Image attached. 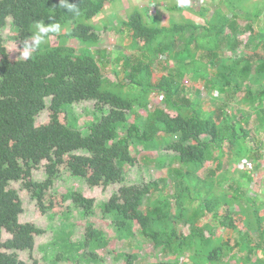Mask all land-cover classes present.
Wrapping results in <instances>:
<instances>
[{
  "label": "trees",
  "instance_id": "obj_1",
  "mask_svg": "<svg viewBox=\"0 0 264 264\" xmlns=\"http://www.w3.org/2000/svg\"><path fill=\"white\" fill-rule=\"evenodd\" d=\"M244 1L210 0L208 10L195 12L203 26L187 19L161 27L154 18L147 21L145 11L133 7L120 27L127 32L129 54L119 51L112 59L108 51L97 49L100 34L91 22L111 0H68L79 4V15L58 7L59 0H0V29L14 27L12 44L18 47L35 31L38 21L47 24L53 20L62 28L68 24L64 32L50 34L30 59L17 54L10 57L0 36V264H25L16 252L31 251L35 237L44 233L32 223L19 222L23 205L18 191L10 188L12 182L21 183L40 215L69 216L73 207L83 217L100 211L117 235L127 238L133 236L135 225L142 239L172 259L153 264H182L177 255L184 256L183 264H224L225 258H236L239 253L248 256L244 264H264V215L259 214L263 202L257 207L239 181L226 185L227 189L221 177L226 151L236 160L249 162L247 166L263 167L264 172V22L258 33L251 24L241 29L237 22L240 17L250 18L251 10H255V18H264V0L254 1L251 8ZM240 33L255 36L257 43L251 52L232 59L225 52H235L242 45ZM54 35L58 42L51 45ZM71 39L83 48L68 46ZM197 51H201L198 56ZM158 54L167 55L171 65L165 74L152 67L151 58L157 59ZM109 65V73L116 78L113 82L106 78ZM122 72L124 78L119 76ZM174 75L178 79L198 77L207 91L217 90L223 100L239 96L236 99L247 110L241 113L244 118L235 119L226 104L199 112V98L183 94ZM251 82L258 85L256 93L251 92ZM158 94L163 108L150 109L149 97ZM87 101L94 103L95 118L85 123L87 132L83 134L84 128H78L67 109L72 111L71 106ZM44 111L47 119L36 124ZM251 118L256 129L253 135ZM139 146L175 154L160 158L163 165L169 161L168 170L185 182L175 186L173 212L168 190L167 194L162 190L163 179L122 185L104 203L79 191L50 192L64 172L82 178L89 187L104 189L124 183L127 169L137 163ZM174 161L177 169L171 165ZM42 162L45 179L35 181L32 172ZM201 170L204 176L200 179L195 174ZM250 170L242 171L252 181ZM208 216L212 222L200 225ZM178 220L190 226L187 235L177 232ZM213 223L234 238H215ZM3 231L10 236L5 241ZM252 234H257L258 242L252 243ZM60 238L65 248L75 251V258L77 251L88 249V254L79 256L94 263V250L106 244L103 233L92 226L77 245L67 241L65 234ZM135 259L134 254L125 256V264Z\"/></svg>",
  "mask_w": 264,
  "mask_h": 264
},
{
  "label": "rangeland",
  "instance_id": "obj_2",
  "mask_svg": "<svg viewBox=\"0 0 264 264\" xmlns=\"http://www.w3.org/2000/svg\"><path fill=\"white\" fill-rule=\"evenodd\" d=\"M256 0H245L244 6H252L253 2ZM258 1V0H257ZM225 3V1H223ZM228 3V1H227ZM210 0H189L187 6H178L177 0H111V2H107L105 4V8L103 11L94 18L91 22L100 34L99 47L97 49L106 50L110 54L113 59L119 51H123L125 54H129L128 43L126 41V31H121V21L126 19L128 13L131 11L133 7L140 8L145 11V18L148 21L150 18H154L157 20L159 26H168L172 22L182 23L185 20L189 19L195 24L199 26H203V20L196 14L201 9L210 7ZM179 7L178 10H172L171 8ZM208 10V9H207ZM225 11V10H224ZM240 14H243V11H239ZM227 17L232 18V13L225 11ZM209 12L205 14V18H207ZM256 12L255 10H251L250 18L240 17L237 22L241 29L244 26L251 24L253 31L255 33L259 32V27L263 24L264 18L262 15H259L258 18H255ZM253 20V21H251ZM10 20L7 19V23ZM67 28V25H64ZM8 25L4 29H0V36L3 38L5 45L9 48L10 57L16 58V54L19 57H23L21 54V47H18L15 44H12L13 37L16 35V29L13 27V30L9 28ZM65 28H62L64 32ZM187 36L189 35V31H186ZM238 38L242 41V45L235 51L231 53H226L235 59L236 56L242 55L243 53L251 52L254 48V45L257 43L255 36H250L247 38L246 35H242V33L237 35ZM58 42L56 35L51 37L50 43L51 45H56ZM67 45L79 50L83 48V45L80 44L77 40L71 39L67 42ZM97 50L96 48H94ZM192 50V47L190 46ZM251 50V51H250ZM16 51V52H15ZM248 51V52H247ZM201 51H197L196 55H200ZM156 58V57H155ZM154 57L151 58L153 61L152 67L155 72L165 74L167 73V69L171 66L167 62V55L158 54L157 59ZM201 58V56H199ZM111 72V65L107 67V79L111 82L116 80L114 74ZM119 76L124 78V74L119 73ZM174 77L178 80L179 84L183 91V94L190 96V98H199L197 105L200 107V111H214L217 110L223 104L228 105L230 108H227L229 113L235 117V119L244 118L242 117L243 112L247 110L243 109L242 105L240 106V102L238 101L239 96L236 98L231 96L230 98H226L218 94L217 90L207 91L206 87L199 82L198 77L196 76H185L178 79L177 76ZM210 78V77H209ZM199 82V83H198ZM235 85V82H234ZM251 92L256 93L258 89V85L254 83H250ZM191 92V93H188ZM235 93V91H233ZM232 94V93H231ZM221 98V99H220ZM151 102L149 104L150 109H154L156 107L163 108V104L161 101V95L150 96ZM223 101V102H221ZM196 105V106H197ZM72 107V111L70 112V118L75 117L76 125L78 128L82 129L85 126V123H89L93 121L94 116V103L92 101L81 102L78 104H74ZM71 107H68L71 109ZM139 114L145 115V112L136 109ZM101 114H97V117H100ZM47 119V112H42L36 119V124L42 123ZM253 119L249 120L250 129L253 132L251 122ZM83 134H86L87 129H82ZM256 137V135H255ZM259 136L256 137V141ZM248 147H251L250 144ZM224 150H227V146H224ZM264 151V148L262 149ZM137 163L133 167H129L126 173V181L121 184H115L109 186L107 188L102 187H89L82 178L73 177L68 172L62 173L54 182L53 188L50 192L64 194L67 191H79L82 194L94 198L96 202L104 203L110 199V197L116 193L122 185H141L150 181L163 179V188L162 190H168V202L171 206L172 212L175 209V203L172 199V196L178 188L177 184H185L184 181L178 180V176L176 173H172L173 171L168 170L170 167V162L167 161L165 165L160 162V158L164 156H174V153L164 151V148L158 149H145L143 147H137ZM230 159V161H229ZM264 160V159H263ZM245 161V160H244ZM42 162L39 169L33 170L32 177L35 181H42L45 179L43 164ZM249 162H243V159L236 160L235 156H231L230 152L226 151L224 153V158H222L221 162V173L223 177L222 184L227 188L226 185H229L234 182H240L242 184V190L245 191V194L249 195V201L252 203L255 202L257 207L260 206L261 202H263V208L260 210L259 214L261 216L264 215V172L263 167L255 168V166L250 167L247 166ZM244 164V167H242ZM260 164V162H259ZM264 164V163H263ZM172 167L178 168L176 166V162L174 161L171 164ZM208 167L212 168L213 164H207ZM244 169L250 170V177L252 181L244 176V173L248 174V172H244ZM206 170V169H203ZM201 170L197 172L195 175L198 178H202L204 176V171ZM225 177V178H224ZM220 177L215 178V184ZM183 183H182V182ZM177 185V186H176ZM176 186V187H175ZM22 185L20 182H12L10 183V188L18 191L21 196V201L23 205V212L19 216L20 223H32L40 229L44 230V233L40 236H36L34 239V247L31 251L24 252H16L18 259L25 264H125V256H129L134 254L136 256L135 261L132 264H153L155 262H171L172 259L169 254H163L156 250H154L152 244L148 241L142 239V237L138 234L136 226L133 225V236L127 237H119L115 232L114 228L111 227L109 221L104 218V216L100 213V211H96L92 216L83 217L80 214V211L76 208H72V213L69 216H57L52 217L50 214L40 215L37 212L36 202L32 200L29 194L21 188ZM183 188V187H182ZM181 188V189H182ZM228 189V188H227ZM216 192L220 191L219 188L214 189ZM161 192V190H160ZM159 192V193H160ZM163 192H161L162 194ZM255 194V195H254ZM255 201H254V200ZM70 202H67L69 204ZM237 208V207H235ZM207 222H212L211 218L205 217L200 220L199 224L203 225ZM92 226L95 230L100 231L106 238V244L94 250V254L97 257L96 262H91L90 259L82 258L79 255L89 252L88 249H81L77 251L76 258L72 255L75 253L70 248H65L61 241V235L65 234L67 237V241L71 244L77 245L79 241L85 239L86 229ZM212 226H215L214 237L217 239H226V238H234L232 233H225L222 229L216 226L214 223ZM175 227L177 232L182 235H187L190 226L185 222L178 220L175 223ZM207 235V234H206ZM257 234H252L251 239L252 243L258 242L259 238L256 236ZM2 241L7 240L10 236L6 232H2ZM11 253V251H7ZM89 256V255H88ZM179 263H184L186 260L184 256L177 255ZM245 256L244 253L237 254L233 258H225L224 264H244ZM251 259H254V256H251Z\"/></svg>",
  "mask_w": 264,
  "mask_h": 264
},
{
  "label": "clouds",
  "instance_id": "obj_3",
  "mask_svg": "<svg viewBox=\"0 0 264 264\" xmlns=\"http://www.w3.org/2000/svg\"><path fill=\"white\" fill-rule=\"evenodd\" d=\"M177 2L178 6H187L189 0H177ZM58 7L66 9L73 15L80 14L79 4L69 3L68 0H59ZM61 32L62 25L58 22L52 20L51 23L46 24L44 21H38L31 36L20 43L23 58L30 59L42 45L47 43L50 34H60Z\"/></svg>",
  "mask_w": 264,
  "mask_h": 264
},
{
  "label": "crops",
  "instance_id": "obj_4",
  "mask_svg": "<svg viewBox=\"0 0 264 264\" xmlns=\"http://www.w3.org/2000/svg\"><path fill=\"white\" fill-rule=\"evenodd\" d=\"M255 195V194H254Z\"/></svg>",
  "mask_w": 264,
  "mask_h": 264
}]
</instances>
